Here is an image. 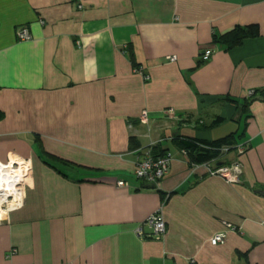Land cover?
<instances>
[{
	"label": "crops",
	"instance_id": "1",
	"mask_svg": "<svg viewBox=\"0 0 264 264\" xmlns=\"http://www.w3.org/2000/svg\"><path fill=\"white\" fill-rule=\"evenodd\" d=\"M249 25L259 36L215 42ZM181 137L246 144L211 165L237 164V181L191 164ZM146 154L170 157L154 184L133 177ZM14 161L0 264H264V0H0V163ZM159 209L164 236L138 237Z\"/></svg>",
	"mask_w": 264,
	"mask_h": 264
},
{
	"label": "built area",
	"instance_id": "2",
	"mask_svg": "<svg viewBox=\"0 0 264 264\" xmlns=\"http://www.w3.org/2000/svg\"><path fill=\"white\" fill-rule=\"evenodd\" d=\"M16 37L19 41L30 40V34L25 27H19L16 30ZM211 56V51L205 50L201 56L203 62L207 61ZM175 57L169 58V61H174ZM137 72V70L135 71ZM253 91L248 92V96H252ZM247 149L246 144L234 147V150L241 155ZM222 153L227 154V150H221ZM170 157L164 155L163 157L153 159L148 154L145 155L144 159L136 164L133 171V177L136 180L143 181L147 184H154L162 179L168 172ZM218 162V161H216ZM212 161L210 163L203 164L209 175L220 176L225 178L229 182H236L237 175L239 174V166L237 164L212 167L216 163ZM212 165V166H211ZM25 170V162H8L0 163V222H2L6 215L14 210L21 208L22 206V181ZM118 187H127V183L118 181ZM226 229H230V225L223 223ZM143 226L149 230L148 234L143 233L142 228L136 230V235L140 238H150L159 240L161 239L166 231L165 222L161 214V209L150 215L143 222ZM225 232L215 234L209 243L211 246L221 245L225 242Z\"/></svg>",
	"mask_w": 264,
	"mask_h": 264
},
{
	"label": "trees",
	"instance_id": "3",
	"mask_svg": "<svg viewBox=\"0 0 264 264\" xmlns=\"http://www.w3.org/2000/svg\"><path fill=\"white\" fill-rule=\"evenodd\" d=\"M257 36H259L258 26L249 25L245 27H235L229 33L215 39V42L231 48L239 45L243 39ZM221 121V118H217L214 123H219ZM174 145L176 148L183 151L189 162L194 165H201L212 161H218L217 163H219L225 155L221 150L226 149L227 153L232 152L235 146L230 142V138L215 142H204L183 137L174 139Z\"/></svg>",
	"mask_w": 264,
	"mask_h": 264
},
{
	"label": "water",
	"instance_id": "4",
	"mask_svg": "<svg viewBox=\"0 0 264 264\" xmlns=\"http://www.w3.org/2000/svg\"><path fill=\"white\" fill-rule=\"evenodd\" d=\"M150 188H154V185L153 186H150Z\"/></svg>",
	"mask_w": 264,
	"mask_h": 264
},
{
	"label": "rangeland",
	"instance_id": "5",
	"mask_svg": "<svg viewBox=\"0 0 264 264\" xmlns=\"http://www.w3.org/2000/svg\"><path fill=\"white\" fill-rule=\"evenodd\" d=\"M226 155V154H225ZM225 155L223 157H225Z\"/></svg>",
	"mask_w": 264,
	"mask_h": 264
}]
</instances>
